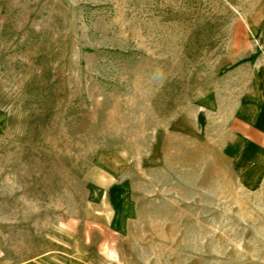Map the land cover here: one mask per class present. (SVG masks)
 <instances>
[{
	"label": "rangeland",
	"instance_id": "374dc122",
	"mask_svg": "<svg viewBox=\"0 0 264 264\" xmlns=\"http://www.w3.org/2000/svg\"><path fill=\"white\" fill-rule=\"evenodd\" d=\"M263 87L264 0H0V264H264Z\"/></svg>",
	"mask_w": 264,
	"mask_h": 264
},
{
	"label": "crops",
	"instance_id": "0c3cea01",
	"mask_svg": "<svg viewBox=\"0 0 264 264\" xmlns=\"http://www.w3.org/2000/svg\"><path fill=\"white\" fill-rule=\"evenodd\" d=\"M257 90L259 103L254 104L252 94L246 93L231 116L230 139L224 147L239 179L251 184L250 176L260 175L264 165V87Z\"/></svg>",
	"mask_w": 264,
	"mask_h": 264
}]
</instances>
